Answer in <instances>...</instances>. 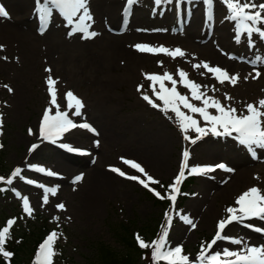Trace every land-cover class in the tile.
Masks as SVG:
<instances>
[{"label":"rangeland","instance_id":"obj_1","mask_svg":"<svg viewBox=\"0 0 264 264\" xmlns=\"http://www.w3.org/2000/svg\"><path fill=\"white\" fill-rule=\"evenodd\" d=\"M30 1L29 4L27 0H0L1 7L8 13L7 17L0 18V45L3 46L0 50V148L3 153L0 171L3 172L5 182L9 177L13 181L10 185L12 193L0 199V216L14 218L16 223L31 218L32 215L47 218L57 230L56 243L61 248V253L57 254L53 264H86V261L91 263V258L94 259L93 250L99 244L108 246L114 252L120 251L119 241L114 240L113 231L108 230L110 227L129 225L131 232L147 222L156 224L162 221L164 213L168 212L172 218L168 229V246H182L183 254L189 256V260H196L202 247L213 239L218 221L227 216L225 209L229 206L235 207V199L250 187L256 186L264 191V160L250 162L247 155L236 149L234 159L229 158L235 144L232 141L238 147L247 146L235 138L219 139L209 134L195 144L184 140L174 114L163 112L167 119L164 122L157 115L148 113L142 106L148 104L142 96L151 92V82L142 78L140 83L139 79L142 75L145 77L144 74H163L168 71L179 80L177 70H183L188 79L207 85L206 89L201 90L206 91L208 96L219 100L226 107L237 109L239 114L246 112L247 104H256L264 98V77L249 81L253 75L246 71L239 72L236 68L243 66L230 62L229 67H233L230 70L237 73L239 79L235 85L228 81L221 84L212 79L202 66L197 69L190 62L164 60L157 54H153L142 65L139 62L131 64L128 69L132 76L127 66L119 65L116 60L111 63L109 70L103 65L99 70L91 64L90 54L93 50V54L102 56L100 50L95 48L104 42L105 36H112L104 28V18L99 13L102 1L106 4L107 0H89L90 13L96 7L91 15L93 14L92 17L103 29V36L92 45H87L90 39H83L82 34L71 40L61 37L60 33L63 36L64 28H56L61 23L67 29L72 28V25L67 23L57 9L54 16L50 17L51 30L48 35H44L42 39L35 37L37 15L41 12L37 15L32 13L31 20L28 16L45 0ZM98 3L99 7L96 6ZM133 7L136 9L137 6ZM110 24L117 25L115 21ZM158 26H164V29L160 28L168 31L171 28L170 19L163 15L157 16L154 27ZM256 27L264 31V26L260 23ZM90 31L95 29L91 27ZM54 35L60 38L57 37L54 41ZM245 37L248 41L256 38L253 35ZM240 41L242 49H245L244 40ZM204 44L211 46V50L218 47L201 43ZM196 45L199 44L192 39L189 42L190 50ZM246 52L248 53H244L245 56L257 60L255 52ZM260 58L259 62L263 64L264 56ZM98 59L100 61L101 57ZM206 60L218 63L210 58ZM46 69H51V72ZM134 72L139 79L134 80ZM126 73L130 77H125ZM263 74L264 68H261V75ZM49 75L57 81L55 88L59 109L69 111L65 94L68 91L73 92L82 100L84 108L81 109L82 115L79 117L71 114L74 109L69 111L70 118L77 124L88 123L95 132L77 127L65 133L56 143L40 137L38 123L45 109H50L53 115L56 111L55 106L50 103L51 97L46 84ZM136 81L139 83L135 86ZM110 82L112 85L107 89ZM165 83L171 87L169 82ZM4 85L10 86L13 92H8ZM138 85H143L140 92L137 91ZM177 87L190 98L187 89L179 84ZM226 95L231 99H226ZM150 97L160 104L154 96ZM191 102L201 106L198 101ZM182 110L187 112L186 109ZM209 112L215 114L214 109H209ZM193 115L204 126V121L198 114ZM29 129L33 134H29ZM187 134L193 138L197 135L192 131ZM33 144L37 147L29 151ZM62 144L74 149L75 154L82 153L84 158L67 156L70 153L66 151L67 148L61 147ZM89 147H92L91 152L88 151ZM185 150L190 153L189 167L223 163L226 169L232 171L216 169L209 175H191L195 177L190 187L193 195L187 198L182 208L177 210L176 204L169 202L163 210L157 202L147 198L145 192L154 188L161 194L159 185L173 183L179 173ZM161 151L164 152V168L157 171L144 160V156L159 154ZM250 151L264 152V148L251 146ZM124 160L140 164L145 173L159 183L148 182L149 187L145 188L137 180L128 179V176H137L146 180V176L125 164ZM17 168L21 169L20 176L12 177V172ZM39 168L45 171H38ZM113 168L124 172L125 176L112 171ZM240 171L244 173L241 176L238 175ZM48 172L55 175L49 176ZM185 174H188L187 169ZM76 176H81L82 179L74 182ZM29 180L33 183H28ZM49 188H56V194L46 192ZM45 195L48 196L47 204L43 202ZM23 197L28 198L33 209L31 216L23 211ZM61 203L65 205L64 209L57 208ZM182 216H188L196 227L192 228L185 223ZM243 222L257 223L251 220ZM49 223L48 228L51 227ZM237 224L239 228L230 224L222 235L245 240L250 245H264L261 232H249L240 225L241 222ZM227 241H218L209 250V254L214 251L222 252L224 248L238 250L241 247Z\"/></svg>","mask_w":264,"mask_h":264},{"label":"snow or ice","instance_id":"obj_2","mask_svg":"<svg viewBox=\"0 0 264 264\" xmlns=\"http://www.w3.org/2000/svg\"><path fill=\"white\" fill-rule=\"evenodd\" d=\"M48 2L55 8H58L61 14L66 18L67 23L72 25L69 35L82 34L83 39H91L97 35L95 31H90L93 17L89 9V0H48ZM137 2L138 0H126L125 11H128ZM163 2L164 0H155L157 5H160ZM204 3L207 6L208 19L211 20V5L213 0H204ZM223 3L226 5L229 13L228 19L236 22L237 40L240 39V33L242 32L247 33L248 35L259 33L261 37H264V31H261L260 28L256 27L257 23L264 26V3L257 5L252 3L251 0H223ZM257 8H259L260 11H255ZM40 12L41 19L46 25L50 9L42 7ZM7 15V11L3 7H0V17H7ZM135 48L139 51L150 52L154 55L164 54L173 59L177 56L182 57L184 55V52L180 48L170 50L163 46L155 48L141 44L135 45ZM2 49L3 46L0 45V50ZM3 58L7 59V57ZM260 59V57H257V60ZM158 64H162V62H158ZM201 66L206 69L207 72L211 73L221 84L228 81L235 85L238 81L237 75H229L225 70L219 67H212L207 62L193 65L195 68ZM46 71L51 72V69H46ZM144 75L145 79L151 82L149 88L151 89L152 96H154L155 100L159 101L160 104H157L148 94H144L142 98L151 107L158 108L165 114H174L175 121L178 124L180 132L183 134L184 140L195 144L198 140L209 134L213 136H231L235 133L236 139H238L241 144L249 146L250 149L251 146L264 148V98L258 100L256 104H247L245 106L246 112L238 114L237 109L226 107L219 100L212 96H208L206 91L201 90L202 88L206 89L207 85H201L188 79L187 73L183 70H177L179 80L175 79L168 71H164L163 74ZM201 75H203V73H201ZM259 75L260 73H256V76ZM245 79H247V77H245ZM165 82H169L171 87L166 86ZM56 83L57 81L53 79L51 75L47 77L46 84L51 97L50 103L55 106L56 111L53 115L51 114L50 109H45L39 124L40 137L43 140L56 143V141L65 133L77 127L95 132V129L88 123L77 124L70 118L69 111L74 109L71 114L79 117L82 115L81 109L84 108L82 100L74 95L73 92L68 91L65 94L69 111H61L59 109L55 88ZM178 84L188 90L190 98L189 95L182 94L178 90ZM3 87H5L8 92H13V89L10 86L4 85ZM142 89L143 85H138L137 91L140 92ZM225 98L229 100L231 99V97L227 95ZM191 101H198L201 106H197ZM182 109H186L187 112ZM209 109H214L215 114H211ZM193 114H198V116L204 121V126L200 125V122L194 118ZM189 131L197 134L195 138H192L187 134ZM29 134H33L31 129H29ZM36 147L37 145L33 144L29 151H32ZM61 147L67 148L69 151L74 150L66 144H62ZM189 155L190 153L187 150L183 152V159L180 164L179 173L174 178L173 183L169 185L170 192L165 196H161V194L157 192L155 194L158 197L161 199L167 198L175 204L177 194L180 192L179 185L185 178L186 169L188 170V175L206 174L216 169L232 171L231 169H226V166L223 163L214 166L189 167ZM124 163L146 176V180L140 179L137 176H128V179L137 180L145 188L149 187L148 182L159 183L151 176H148L145 173V169L141 167L140 164L132 160H124ZM37 170L41 172L45 171L43 168ZM111 170L117 172L121 176H125V173L117 168ZM20 173L21 169L17 168L11 175L12 177H16L20 176ZM47 174L49 176L55 175L53 172H48ZM4 179V177L0 176V181H3ZM81 179V176H76L74 182L80 181ZM12 182L11 177L6 181L9 185H11ZM28 183H33V181L29 180ZM56 191V188L46 189V192H50L52 195H55ZM43 202L45 204L48 203L47 195L43 197ZM235 205V207L229 206L225 209L227 216L218 221L217 231L213 239L206 246L202 247L201 252L195 258L199 264H264V245H250L245 240L222 235L227 226L233 222H243L252 218L264 219V191L256 186L250 187L235 199ZM64 207L65 205L62 203L57 205L58 209H64ZM23 211L28 216H31L33 213V209L30 207L27 197H23ZM165 217L167 222L157 239H154L149 243L141 239L139 235L136 236L139 247L141 249H151L152 264H190L189 256L183 254L182 246H168V229L171 225L172 218L168 213H165ZM181 218L185 223L191 225L192 228L196 227L188 216H182ZM15 223L16 220L14 218L8 219L6 225L0 227V257H3L5 264H10L11 258L14 255L12 251L6 249V242L10 239V230ZM247 226L253 227L251 224ZM255 231L264 232V229L255 228ZM57 238L58 234L56 231H52L46 236L36 250L33 264H53V257L56 255L54 244ZM220 240H228L232 244L241 245V247L238 250L224 248L222 252L214 251L209 254V250L213 249V246Z\"/></svg>","mask_w":264,"mask_h":264},{"label":"bare ground","instance_id":"obj_3","mask_svg":"<svg viewBox=\"0 0 264 264\" xmlns=\"http://www.w3.org/2000/svg\"><path fill=\"white\" fill-rule=\"evenodd\" d=\"M28 1L30 4L31 1L27 0V2ZM140 1L141 0H138V2L135 5L137 6ZM106 4H107V8H106ZM106 4L104 1H102L101 5L98 3L96 6L99 7L100 5L99 13H100V16H102L105 19L104 25L106 26L107 30L110 32H116L117 28L112 27L109 24V22L113 23L115 21L119 26L127 23V19L125 17V11H124L126 0H107ZM117 5L119 6L117 7ZM42 7H47L49 9H52L54 6H52L48 2V0H45L44 2L41 1V3L37 5L35 9H33V11L31 12V15L28 16V19L32 18V13L33 14L37 13L38 10L40 11ZM93 9L95 11L96 7H93ZM93 9L91 13L93 12ZM136 9L137 10L135 9L132 10V15H131V18L133 19L134 23L132 24L128 23V26L125 28V31L127 34H124L122 36H105L104 42L95 48V49L100 50L102 56H99L100 54H97V53L93 54L94 51L93 50L91 51L90 62L94 67L101 70V65H103L107 70H109L111 67V63L114 62L115 60L119 62V65L124 64L125 66H127V69L131 64H134V62H139L141 63V65L144 63H147V61L151 59L150 57L153 54L150 52H144V51L137 50L135 48V45L137 44L148 45V46L153 47L154 44L165 41V42H171L172 44H178V43L183 44V46L181 45L178 46V48H180L182 51H185V49L187 50L191 49V47L189 46V39L191 38L190 34L193 33L195 35L199 28V25L197 26V15L196 14L193 15L188 27L185 30L187 35L183 39H181V38L168 37L167 30H163L164 27L162 30L151 29L150 25L155 24L156 19L149 20L146 17H143V11L139 10L138 8ZM29 11H28V14H29ZM105 13L106 15H104ZM165 16L167 17V15ZM138 17H141V19H137ZM232 30H237L235 21H232L231 28L226 26V24H223V26L216 27L214 28L213 33L215 34L216 39L218 40L217 44L219 46L217 45L218 46V47L216 46L217 48H215L214 50H211V46L208 47L207 44H204V45H196L193 47L192 50L196 51L199 54V57L201 58L202 57H206V59L210 58L213 61L218 62V63H223L225 66L230 68L229 67L230 62H226L225 60H223V58L228 56L232 52L233 49L238 48V45H237L238 41L232 42V45L228 42L230 39V34ZM243 52L247 53L246 51H243ZM98 57H101L100 61ZM98 61H99V64L97 65L96 63ZM212 67H219V64H217V66H212ZM205 71L206 73H208L209 75L213 77V75L207 72L206 69ZM128 72L132 76V72L129 69H128ZM127 76L130 77V75L126 73L125 77ZM206 77L208 78V76ZM133 78L134 80L139 79V77L136 75L135 72L133 73ZM142 78H144L145 80V77L142 75V77L139 79L140 83H141ZM138 83L139 81H136L135 86ZM111 85H112V82L108 83L107 89H109ZM163 140L166 143V140L164 137H163ZM144 157H145L144 160L145 161L147 160V162L151 165L153 169L157 171H161V169L163 170L164 168V152L163 151H161L159 154H154V155L151 154L150 156L145 155ZM243 174H244L243 171L238 172V175L240 176ZM251 220L255 221L253 218ZM232 225L238 227L237 222L232 223Z\"/></svg>","mask_w":264,"mask_h":264},{"label":"trees","instance_id":"obj_4","mask_svg":"<svg viewBox=\"0 0 264 264\" xmlns=\"http://www.w3.org/2000/svg\"><path fill=\"white\" fill-rule=\"evenodd\" d=\"M2 153L0 152V162ZM190 181V180H189ZM188 183H184L183 189H186ZM147 198L151 199L147 194ZM0 216V224H2ZM33 223H36L33 225ZM28 228L29 233L17 228L10 230V239L6 242V249L14 253L10 264H29L27 258L30 255V248H36L38 240L45 234L47 224L45 220L37 218ZM134 224V223H132ZM119 226V227H118ZM118 227V228H117ZM155 229V224L147 222L139 226V235L150 237ZM108 230L113 231L114 240L119 241L120 251L114 252L108 246L99 244L94 248V259L86 261V264H139V252L137 251L131 234L128 233L127 226L117 225L116 228L110 227ZM27 231V232H28ZM48 231H46L47 233ZM55 251V250H54ZM0 264H5L3 257H0Z\"/></svg>","mask_w":264,"mask_h":264}]
</instances>
